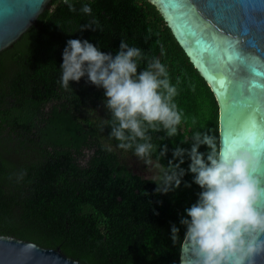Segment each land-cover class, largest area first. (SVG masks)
I'll return each mask as SVG.
<instances>
[{
    "label": "trees",
    "instance_id": "1",
    "mask_svg": "<svg viewBox=\"0 0 264 264\" xmlns=\"http://www.w3.org/2000/svg\"><path fill=\"white\" fill-rule=\"evenodd\" d=\"M73 3L76 12L53 0L0 53V234L59 247L85 264H180L185 240L179 220L197 200L199 186L189 173L184 180L191 187L156 193L153 177L127 162L135 157L131 150L109 139L104 90L86 78L70 82L67 90L60 86L62 53L69 39H87L113 54L124 40L149 59L160 58L178 89L183 134L193 127L210 129L220 148L216 96L149 0ZM83 3L90 4V16L79 12ZM93 19L99 29L80 30ZM163 135L153 133V143H162ZM173 141H163L169 148L164 164ZM172 224L180 227L175 242Z\"/></svg>",
    "mask_w": 264,
    "mask_h": 264
},
{
    "label": "clouds",
    "instance_id": "2",
    "mask_svg": "<svg viewBox=\"0 0 264 264\" xmlns=\"http://www.w3.org/2000/svg\"><path fill=\"white\" fill-rule=\"evenodd\" d=\"M63 3L69 11H77L73 0ZM79 12L90 16L92 8L83 3ZM86 29H99L98 21L93 19L80 28ZM59 69L58 83L65 90L81 78L104 90L110 114L104 127L111 128L109 139L118 142L117 148L131 150L147 166L156 193L175 192L182 184L191 187L184 177L192 174V183L200 191L179 224L196 264H255V257L264 253V211L257 207L264 189L253 175L252 157L240 147L225 155L210 129L193 127L183 134L186 120L175 102L178 89L160 58L149 59L142 49L124 40L113 54L87 39H69ZM161 132L162 143L157 145L153 133ZM176 137L179 143L173 141ZM165 139L174 144L167 164L162 163L169 152ZM202 146L205 152L200 151ZM186 160L187 169L182 167ZM171 237L173 242L180 239L176 224L171 225Z\"/></svg>",
    "mask_w": 264,
    "mask_h": 264
},
{
    "label": "water",
    "instance_id": "3",
    "mask_svg": "<svg viewBox=\"0 0 264 264\" xmlns=\"http://www.w3.org/2000/svg\"><path fill=\"white\" fill-rule=\"evenodd\" d=\"M53 0H0V53L11 47L33 26ZM163 15L177 41L214 92L220 108V150L227 155L240 147L252 157L253 175L264 189V89L249 91L253 77L237 62L220 59L226 40L253 57L264 71V0H149ZM209 2L213 5L208 7ZM191 5V7H189ZM197 17H202L198 19ZM227 79L225 85L221 81ZM264 84V76L256 77ZM233 82L242 83L235 90ZM253 93L257 99L251 100ZM257 207L264 211V196ZM264 238V237H262ZM0 264H85L59 247H44L33 241L0 234ZM196 264L185 240L181 263ZM264 264V253L255 257Z\"/></svg>",
    "mask_w": 264,
    "mask_h": 264
},
{
    "label": "snow or ice",
    "instance_id": "4",
    "mask_svg": "<svg viewBox=\"0 0 264 264\" xmlns=\"http://www.w3.org/2000/svg\"><path fill=\"white\" fill-rule=\"evenodd\" d=\"M213 5L211 4V2H209L208 7H212ZM189 7H191V5H189ZM198 19H202V17H197ZM224 49L223 54L220 57H217L215 54V46H213L214 48V52H213V59L212 62L214 64H218L220 59H226L229 63L232 62H237L241 65H243L248 72L251 74V76L253 77L252 79H250L247 83H248V89L249 91L253 90V89H264V84H261L258 82L257 79H255L256 77H261L264 76V71H261V66L258 64V62L255 60V58L253 57H246L236 46V42L232 41V40H226L224 45L222 46ZM221 83L223 85H225V92L227 95V85L229 84V81L227 79L221 81ZM234 86H235V90L239 91L240 89L243 88V84H237L236 82H233ZM251 100H255L257 99V94L253 93L252 96L250 97Z\"/></svg>",
    "mask_w": 264,
    "mask_h": 264
},
{
    "label": "rangeland",
    "instance_id": "5",
    "mask_svg": "<svg viewBox=\"0 0 264 264\" xmlns=\"http://www.w3.org/2000/svg\"><path fill=\"white\" fill-rule=\"evenodd\" d=\"M126 160L129 165L135 169L136 172L141 173L145 177H151L148 176L149 173L147 171V166L143 164V162L140 161L138 158L128 156Z\"/></svg>",
    "mask_w": 264,
    "mask_h": 264
}]
</instances>
